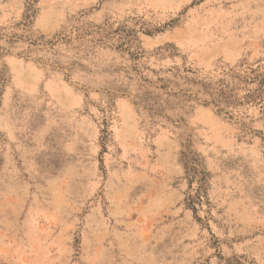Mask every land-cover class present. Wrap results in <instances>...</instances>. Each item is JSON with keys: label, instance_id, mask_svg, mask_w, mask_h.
I'll return each mask as SVG.
<instances>
[{"label": "rangeland", "instance_id": "rangeland-1", "mask_svg": "<svg viewBox=\"0 0 264 264\" xmlns=\"http://www.w3.org/2000/svg\"><path fill=\"white\" fill-rule=\"evenodd\" d=\"M253 70L264 0H0V264H264Z\"/></svg>", "mask_w": 264, "mask_h": 264}, {"label": "trees", "instance_id": "trees-1", "mask_svg": "<svg viewBox=\"0 0 264 264\" xmlns=\"http://www.w3.org/2000/svg\"><path fill=\"white\" fill-rule=\"evenodd\" d=\"M252 78H245V82L257 83L258 88L256 92L264 91V72H259L258 70L252 71ZM227 90H224V92ZM227 92V91H226ZM184 167L188 175L189 189L194 191L193 195H190L187 199V204L196 213V206L202 205L204 198H206V187H207V174L201 169V166L197 160L192 162H185Z\"/></svg>", "mask_w": 264, "mask_h": 264}]
</instances>
